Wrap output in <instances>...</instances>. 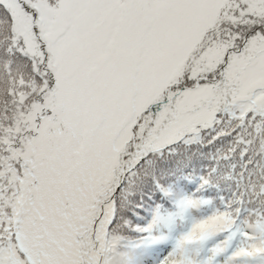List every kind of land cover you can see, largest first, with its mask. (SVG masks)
Masks as SVG:
<instances>
[{
    "label": "snow or ice",
    "instance_id": "6c2138e0",
    "mask_svg": "<svg viewBox=\"0 0 264 264\" xmlns=\"http://www.w3.org/2000/svg\"><path fill=\"white\" fill-rule=\"evenodd\" d=\"M0 264H264V0H0Z\"/></svg>",
    "mask_w": 264,
    "mask_h": 264
}]
</instances>
